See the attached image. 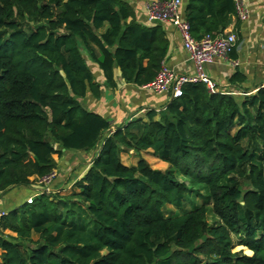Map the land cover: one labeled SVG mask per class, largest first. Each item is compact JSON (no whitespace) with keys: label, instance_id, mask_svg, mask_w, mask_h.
<instances>
[{"label":"trees","instance_id":"16d2710c","mask_svg":"<svg viewBox=\"0 0 264 264\" xmlns=\"http://www.w3.org/2000/svg\"><path fill=\"white\" fill-rule=\"evenodd\" d=\"M183 13L198 41L222 34L234 6L186 0ZM168 48L128 0H0V197L50 175L54 156L94 153L70 194L53 188L2 208L0 264H264V87L241 96L186 84L112 131L83 107L115 90L114 69L126 85L153 81ZM244 80L236 71L228 82ZM148 150L166 169L121 162ZM200 192L201 206L164 216Z\"/></svg>","mask_w":264,"mask_h":264},{"label":"crops","instance_id":"0c3cea01","mask_svg":"<svg viewBox=\"0 0 264 264\" xmlns=\"http://www.w3.org/2000/svg\"><path fill=\"white\" fill-rule=\"evenodd\" d=\"M128 1L135 13L136 21L146 26L144 6L153 0ZM185 1L182 0L180 7L182 18L184 17L183 7ZM246 3L249 8L248 22H237L235 16H231L230 23L224 30V32L233 31L236 39L239 41L234 53L235 58H229L230 61L237 62V66L232 67L227 62L217 61L213 65L206 67V73L217 82L219 89H230L241 92L243 89H248V93L252 94L256 91V88L264 87V0H246ZM159 25L169 42L168 52L163 61L164 64L177 74H191L193 72V66L182 47L178 32L168 24ZM236 71L245 77L244 82L237 84V86L231 85L228 82L229 77ZM113 73L116 84L114 91L104 88L98 100L86 96L83 101V107L107 119L111 131L132 119L138 117L143 118L148 109H160L168 102L167 98L163 95H156L143 88L126 85L121 79L118 69H114ZM96 75V81L103 83L101 74L96 72ZM147 152L151 153L150 150L139 153ZM122 155L126 156V153L120 155L121 162L126 167H133L139 161V159H136L131 164H125L123 163ZM56 160L58 161L57 156ZM88 167L89 165L86 169ZM70 187L68 188L70 189ZM48 188L50 190L55 188V186L48 185ZM35 190V184L33 187L14 188L6 195L0 197V207L7 210L18 207L23 203L24 197L31 193L34 194Z\"/></svg>","mask_w":264,"mask_h":264},{"label":"built area","instance_id":"2783aa9c","mask_svg":"<svg viewBox=\"0 0 264 264\" xmlns=\"http://www.w3.org/2000/svg\"><path fill=\"white\" fill-rule=\"evenodd\" d=\"M234 16L236 21L246 23L249 20V8L246 0H232ZM182 0H153L145 4V23L147 24H168L179 34L184 51L193 66V72L189 75H180L168 68L161 62L156 77L142 88L156 95H163L168 101L182 96V88L186 84H203L210 94H227L246 96L249 93L241 91L233 92L229 89H219L217 82L206 73V67L217 61L227 62L232 67L237 62H232L229 55L236 45V35L233 31L211 37L205 35L200 40L191 37L188 23L182 18L180 7ZM155 111H159L156 109ZM56 177L53 171L50 175L37 179L34 194L25 198L24 203L31 205L33 200L41 194L48 193V185ZM7 214V211L0 208V219Z\"/></svg>","mask_w":264,"mask_h":264},{"label":"rangeland","instance_id":"374dc122","mask_svg":"<svg viewBox=\"0 0 264 264\" xmlns=\"http://www.w3.org/2000/svg\"><path fill=\"white\" fill-rule=\"evenodd\" d=\"M84 54V53H83ZM85 59L87 60V64L90 68V71L97 80V73H100L98 71V68L95 65H92L91 62L88 60V58L84 55ZM95 68V70H94ZM264 75V74H263ZM262 75V76H263ZM162 107L158 110H161ZM94 153H77V152H64L62 155L61 160L58 159L56 160L57 163V168L55 170L56 172V177L52 180L50 185H54L55 189L57 190H62L60 192V195H67L70 194V192L74 191L73 187H70L75 181L79 180L81 176L84 174L86 171V167L89 165V162L92 158V155ZM121 158V157H120ZM53 159H56V156L53 157ZM123 163L125 164H131L134 162L136 159H142L146 161V163L150 166L151 169H156V170H164L166 169L167 165L161 161H159L156 157L152 155V153H138L134 154L133 152H129L125 155H122ZM70 187V189L68 188ZM202 192L196 196H189L187 201L184 203V206L182 210L178 211L176 209H173L172 207L165 206L162 209V212L165 217H172L176 216L178 214H181L182 211H188L191 210L194 207H199L203 203V199L201 197ZM25 198V197H24ZM20 207H23L20 205ZM18 207V208H20ZM207 222L214 226L217 225V220L212 217L211 215L206 216ZM33 239H36V236H33ZM238 237L235 238L233 237V242L234 244L237 243ZM242 250L243 254L245 255H250V252H248L246 249L236 247L234 251H239Z\"/></svg>","mask_w":264,"mask_h":264}]
</instances>
